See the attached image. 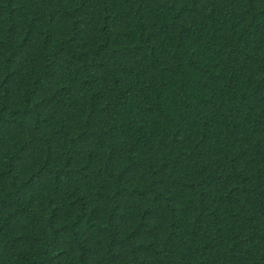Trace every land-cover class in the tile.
Listing matches in <instances>:
<instances>
[{"label":"trees","instance_id":"obj_1","mask_svg":"<svg viewBox=\"0 0 264 264\" xmlns=\"http://www.w3.org/2000/svg\"><path fill=\"white\" fill-rule=\"evenodd\" d=\"M0 264H264V0H0Z\"/></svg>","mask_w":264,"mask_h":264}]
</instances>
